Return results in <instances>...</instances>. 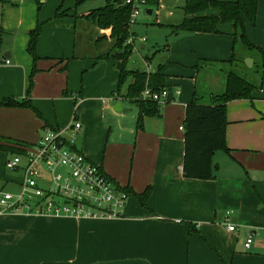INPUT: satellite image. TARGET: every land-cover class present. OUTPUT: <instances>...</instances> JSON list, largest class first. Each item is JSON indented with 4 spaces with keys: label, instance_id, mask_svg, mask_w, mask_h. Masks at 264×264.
<instances>
[{
    "label": "crops",
    "instance_id": "obj_1",
    "mask_svg": "<svg viewBox=\"0 0 264 264\" xmlns=\"http://www.w3.org/2000/svg\"><path fill=\"white\" fill-rule=\"evenodd\" d=\"M56 12L41 17L35 61L26 51L33 17L9 27L14 30L7 39L6 26H0V101L27 97L35 108L0 105V180L6 158L19 146L33 144L46 129L78 121L75 148L132 193L118 218L0 215V264H264V69L251 98L226 103L227 150L211 157L214 177L187 178L182 172L185 106L194 93L209 103L224 90L227 72L217 71L237 60L232 25L222 23L216 33L172 34L156 50L152 69L132 67L127 59L126 70L163 75L168 95L145 113L126 95L132 76L118 88L119 62L99 60L112 50L101 45L114 43L108 31L94 24L98 35L83 48L74 32L78 15ZM152 12L147 5L144 15ZM216 12L208 7L185 17ZM242 18L250 43L264 49V0H257L253 24ZM243 53L241 60L251 57L252 65L260 60ZM203 70L216 72L209 88L199 91ZM141 193L144 205L136 196Z\"/></svg>",
    "mask_w": 264,
    "mask_h": 264
},
{
    "label": "trees",
    "instance_id": "obj_2",
    "mask_svg": "<svg viewBox=\"0 0 264 264\" xmlns=\"http://www.w3.org/2000/svg\"><path fill=\"white\" fill-rule=\"evenodd\" d=\"M91 0H74L75 7L89 2ZM149 1V0H148ZM208 7L216 9V14L210 15H194L190 18L184 17L179 25L172 26L173 32H219L218 26L222 23H230L234 42H238L245 46L248 50H255L260 58L261 65L264 67V49L253 45L248 40L242 16L253 24L257 9V0H185L183 11L185 15L192 14ZM60 9V8H59ZM57 8V11H59ZM130 7L123 4L122 0H107L100 7L90 9L81 17L91 21L98 28L108 31L107 36L114 39L113 48L120 47V51L107 52L99 57V60L113 58L119 63L118 88L124 83L125 79L132 76L133 81L128 85L127 97L138 103L141 108H145L143 112H152L155 109L156 101L141 100L138 98L140 91L149 86L154 90H161L163 75L156 71L147 74L140 71H129L125 69V64L132 52L133 45L126 43L128 37H134L135 33L130 29L129 25ZM58 14V12H56ZM41 24L37 23L36 27L28 32V42L26 51L35 61L38 56L36 54V42L39 36ZM102 36L101 38H103ZM233 58L228 60L232 61ZM29 75V83H31V75ZM256 86L245 77L229 70L225 77V88L223 92L211 95L210 102L204 103L200 100L196 93L193 94L191 100L185 106V115L183 121L184 130V152L182 161L183 176L187 178L212 179L211 157L217 150H227L225 143V126L226 120V103L238 98H251L252 90ZM29 87L27 89V96ZM3 106L29 107L34 109L29 98L17 99L14 97L5 98L0 101ZM146 105V106H145ZM139 116V120H140ZM19 148L15 150L18 152ZM124 189L132 193L130 189ZM146 194V192H144ZM144 193L136 194L140 203L144 205Z\"/></svg>",
    "mask_w": 264,
    "mask_h": 264
},
{
    "label": "built area",
    "instance_id": "obj_3",
    "mask_svg": "<svg viewBox=\"0 0 264 264\" xmlns=\"http://www.w3.org/2000/svg\"><path fill=\"white\" fill-rule=\"evenodd\" d=\"M130 7L129 25L145 11L148 0H122ZM145 8V9H144ZM145 41V38H140ZM135 42L128 37L126 43ZM7 63L8 60H5ZM168 95L165 88L145 86L138 98L159 102ZM81 124L72 121L64 128H49L36 142L19 146L4 162L7 171L0 180V215L34 213L73 218H118L130 195L84 152L75 148V132ZM183 128V127H180ZM17 187L7 190L5 184ZM229 231L234 224L227 223ZM252 236L243 242L249 248Z\"/></svg>",
    "mask_w": 264,
    "mask_h": 264
},
{
    "label": "rangeland",
    "instance_id": "obj_4",
    "mask_svg": "<svg viewBox=\"0 0 264 264\" xmlns=\"http://www.w3.org/2000/svg\"><path fill=\"white\" fill-rule=\"evenodd\" d=\"M106 1L107 0H91L75 7L73 0H64L63 2L62 0H5V2L0 0V26H6L4 31L6 33H2V37L7 39L6 36H9L8 34L14 30V28L9 29V27L18 22L19 19L24 21L33 17L35 20V25L30 29L32 30L36 27L37 23L42 24L44 18L41 19V17H44V14L48 13L47 17L51 16L52 18L54 13L57 11V8L68 9V11L71 9V14L78 15L75 18L76 24L74 28L75 30H73L76 32L77 40H80L83 48L87 49L88 45L93 43V39H95V37L98 35V29L91 21L82 18L81 15L87 13L92 8L104 5ZM153 1L154 0H149L148 4V7L153 8L152 14L144 15L145 13L142 8L136 22L130 24V29L135 33L133 49L128 57V65L132 67L147 68L149 66L150 69L154 68L159 56V52L156 50L161 47L163 48L165 43L172 39V34L175 33L171 29L172 26L179 25L185 17L183 11L185 0H158V4H155ZM9 4H11V7H8ZM65 11L66 10L63 12ZM142 37L146 39V41L143 42L144 48H141L140 44V38ZM101 45L104 46L105 49L110 46L112 49L110 51L111 54L121 50L120 47L112 48L114 45L112 40L105 42L101 41ZM99 46L94 47L93 45V48L96 50H101V46ZM154 52L155 55L153 58L150 60L146 58L150 57ZM243 52L253 53L260 60H255V63L249 66V62H246V59L251 57L243 58V60H241V57L244 54ZM236 59V62H232L231 65H225L221 67L223 72H221V69H219L217 73H219L220 76H223L225 71L227 72L232 70L245 77L258 87L260 84L259 82L262 81V71L264 69V67L261 65V58L259 54L255 50H248L245 46L238 43ZM213 72L215 73L216 70H203L200 72L197 85L199 91L209 88L208 86L210 84L208 83V79ZM218 83L220 84V80ZM222 91L223 90H219V93ZM43 134L44 132L41 134V136ZM5 185L7 190H17V187H11L8 183Z\"/></svg>",
    "mask_w": 264,
    "mask_h": 264
},
{
    "label": "water",
    "instance_id": "obj_5",
    "mask_svg": "<svg viewBox=\"0 0 264 264\" xmlns=\"http://www.w3.org/2000/svg\"><path fill=\"white\" fill-rule=\"evenodd\" d=\"M148 13H150V11H148ZM246 62H249L248 64H249V66H251L252 65V59L251 58H247L246 59Z\"/></svg>",
    "mask_w": 264,
    "mask_h": 264
}]
</instances>
